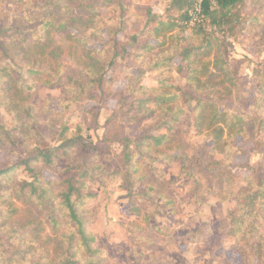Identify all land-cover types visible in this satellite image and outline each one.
I'll return each instance as SVG.
<instances>
[{"label":"trees","instance_id":"1","mask_svg":"<svg viewBox=\"0 0 264 264\" xmlns=\"http://www.w3.org/2000/svg\"><path fill=\"white\" fill-rule=\"evenodd\" d=\"M197 1L171 2L170 9L179 11L180 19L170 15L155 20L150 33L155 45L146 41L141 44L137 37L129 35V41L123 42L111 37L112 30L108 28L111 46L98 50L91 49L84 36L90 32L95 41H102L98 9L121 4L122 0H0V17L18 27L17 41L0 39V264H105L103 252L94 247L98 238L91 230L93 216L86 213V205L98 198L90 190L91 184L106 188L121 179L131 195L153 177L158 181L149 182L140 196L151 202L164 201V206L172 208L174 214V199L164 192V172L153 167L155 163L170 162L174 154L177 155L173 158L183 164L184 177L201 175L216 180L222 188V200H235L237 206L227 219L233 238L242 236L244 231L253 233L262 226L264 168L251 169L245 178L246 186L239 192L229 186L233 182L226 168L230 142L245 137L249 124L245 115H232L222 109L227 101L243 99L244 86L232 71L225 40L210 32V28L219 33L243 31L256 20L251 17L249 24L243 15L241 5L245 0H201L202 22L186 35L184 24L189 22V11ZM12 5L24 16L13 18L6 12V7ZM151 17L149 25L153 23ZM37 22L41 25L33 27ZM57 34L64 36L65 46L55 42L53 36ZM136 44L140 55L128 49ZM176 56L175 69L186 81L189 92L166 81L157 88H149L135 76L128 78L132 84L124 91H114L115 68L121 65L120 61L132 57L158 72L171 67ZM144 67L140 68L141 74L147 71ZM16 68L26 70L28 77L38 84L63 88L66 95L63 103L118 100V108L107 120L102 139L95 143L83 136L79 125L58 126L45 119L47 114L35 109L34 96L27 91ZM256 78L258 89L264 94V67ZM183 95L191 96L189 102H195L192 111L197 136L212 143L205 162L187 152L188 145L181 136L179 125L185 115ZM259 99V95L254 98L255 106ZM1 110L14 118L15 128L5 127ZM83 114L87 131L97 129V109H83ZM258 114L256 111L254 115ZM147 120L150 123L144 125L145 132L139 134L137 128ZM258 123L264 130V120ZM147 128L157 133L166 129L167 133L154 136ZM47 136L58 145L46 146ZM117 142L124 148L118 156L113 151ZM2 152L18 154L19 161L2 157ZM217 153L225 159L220 162L210 159ZM20 167L25 168L32 182L15 178ZM47 172L59 178L49 180ZM169 231L157 227L144 239V244L149 243L154 250L151 261L163 243L165 248L173 243L186 244L184 238L177 239ZM158 236L161 243L152 240ZM197 240L195 236L192 242ZM240 253L253 264H264V237L246 251L241 248ZM164 263L173 264L172 258L165 257Z\"/></svg>","mask_w":264,"mask_h":264},{"label":"rangeland","instance_id":"2","mask_svg":"<svg viewBox=\"0 0 264 264\" xmlns=\"http://www.w3.org/2000/svg\"><path fill=\"white\" fill-rule=\"evenodd\" d=\"M172 1L122 0L121 4L102 6L98 12L101 15L103 40L95 41L90 36V32L84 38L91 49L101 50L103 47H110V35L107 33L110 28L112 30L111 37L116 36L123 42L129 41L130 37L135 36L141 44L146 41L155 45L156 41L150 38V33L155 27V20L167 19L170 15L178 21L180 19L181 13L170 9ZM241 6L243 15L248 18L249 24L252 21L251 17L256 20L252 21L246 30H238L235 33L225 30V32L219 33L216 32V29L210 28L211 33L225 40L232 71L244 86L242 100L233 99L225 102L222 106V109L229 110L232 115H245L249 124L245 137L230 142V156L226 159V168L233 176V182H229V186L235 193L246 186L245 178L250 174L251 169L264 168V130L259 128L258 123L264 120V109H260V107L264 108V94L258 89L256 78V74L264 67V0H245ZM7 11L12 14L13 18L24 16L14 5L6 7ZM150 15L154 17H151L153 21L151 25L148 24ZM39 25L41 23L37 22L33 27ZM184 25L187 27L186 35H190L195 26H190L187 22ZM17 28L5 17H0V39L2 41H17ZM53 37L58 45H66L63 35L57 34ZM137 47L138 44L134 48L130 46L128 49L134 55H140L142 52ZM174 59L171 67L163 68L158 72L152 71L146 66V62H135L132 57L120 61L121 65L115 68L117 82L113 86L114 91L120 93L124 91L129 84H132L128 78L135 76L139 83L149 88H157L160 82L166 81L179 90L185 88L184 92H189L186 88V81L179 76L175 69L178 65V56ZM142 63L145 64V67ZM142 67L147 70L145 74L139 72ZM16 71L23 79L27 91L34 96L35 109L38 111L42 109L47 114L45 119L55 122L58 126L79 125L83 129V136L86 139L91 138L95 143L102 139L107 120L118 108V100L81 101L77 105L63 103L66 96L63 88H48L41 83L34 82V79H30L26 70L16 68ZM257 95L260 99L255 106L254 98ZM125 96L128 95L125 94ZM189 99L191 96L184 98L183 95L181 100L185 115L179 129L188 145L187 152L193 157L196 156L199 162L202 160L205 162L209 158L206 154H210L212 150V143L205 137L197 136L194 127L195 116L192 111L195 102H189ZM92 108H96L99 112V126L88 132L83 109ZM256 111H259V114L255 116ZM249 113L253 115L251 116ZM1 114L7 129L16 127L12 116L3 110H1ZM148 123L150 122L147 120L137 128L140 131L139 134L145 132L143 128ZM146 130H150L154 136L167 133L166 129L160 133L149 128ZM129 132L130 129L126 130V133ZM47 145L55 147L58 144L47 136ZM193 147H197V149H192ZM132 149L134 150V146ZM123 150L121 143L117 142L113 145L116 156L121 155ZM176 155L172 156L170 162L165 164L159 162L153 165L154 169L164 172L162 179V183L166 185L164 192L174 199V208L176 209L174 214H171L172 208L164 206V201L151 202V200L140 196V193L146 190L149 182L158 181L153 177L146 179L141 187L131 195L128 193L126 183L121 179L109 184L106 188L100 187L98 183L91 184L90 190L96 193L98 198L86 205V213L93 216L91 230L98 238L94 247L103 252L105 264H165V257L172 258L173 264H253L251 259L242 257L240 252L241 248L246 251L260 237H264V219L262 226L255 232L244 231L243 238L242 236L233 238L229 234L227 219L237 206L235 200H222L220 197L222 188L216 180H209L201 175L191 178L184 177L181 174L183 164L173 158ZM2 157H9L16 163L19 161L18 154L11 156L2 152ZM210 159L220 162L225 159V156L217 153ZM46 177L49 180L59 178L52 172H47ZM15 178L20 182H32L24 167L17 170ZM157 227L169 229V234H174L177 239L184 238L186 244L175 246L173 243L167 248L163 247L164 243L161 244L159 252L152 262L150 255L154 254V250L149 243L144 244L143 241L149 233L153 234ZM195 236L199 240L196 243L192 242ZM167 239L169 240V238ZM152 240L161 243L159 236Z\"/></svg>","mask_w":264,"mask_h":264},{"label":"built area","instance_id":"3","mask_svg":"<svg viewBox=\"0 0 264 264\" xmlns=\"http://www.w3.org/2000/svg\"><path fill=\"white\" fill-rule=\"evenodd\" d=\"M202 22V7L201 0H198L190 14L189 25L195 26L196 24Z\"/></svg>","mask_w":264,"mask_h":264}]
</instances>
